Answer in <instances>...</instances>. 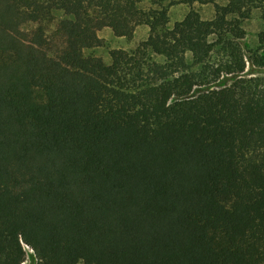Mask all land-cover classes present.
<instances>
[{
  "label": "trees",
  "instance_id": "trees-1",
  "mask_svg": "<svg viewBox=\"0 0 264 264\" xmlns=\"http://www.w3.org/2000/svg\"><path fill=\"white\" fill-rule=\"evenodd\" d=\"M254 11L264 51V0H0V264H264Z\"/></svg>",
  "mask_w": 264,
  "mask_h": 264
},
{
  "label": "rangeland",
  "instance_id": "rangeland-1",
  "mask_svg": "<svg viewBox=\"0 0 264 264\" xmlns=\"http://www.w3.org/2000/svg\"><path fill=\"white\" fill-rule=\"evenodd\" d=\"M198 11L203 20H210L213 18L214 12L212 6H201L198 7ZM187 10L184 7L172 8L169 12L170 23L180 21L186 14ZM54 15L58 19H65L61 13L55 12ZM262 19L261 13L259 11H254L250 17L245 20L242 24V29L245 33L244 39H242L239 44L242 48V52L246 60V70L245 72H250L251 76H264V68H260L257 65L252 66L255 56L263 55L264 51H259L258 49V34L262 30ZM147 28H138L134 34L132 40L127 41L122 38H116L112 35L109 30L99 33V38L104 42L102 48L94 49L86 53L87 56H95L101 58L106 64L110 63L109 52L112 50H123L126 52H133L139 44H141L147 37ZM146 60L150 62H161V59L149 53ZM252 60V61H251ZM228 83V82H227ZM216 88H219V84H216ZM214 86V87H215ZM204 90L203 88H195L194 94L199 91ZM35 259L32 255L28 254L26 260L23 264H35Z\"/></svg>",
  "mask_w": 264,
  "mask_h": 264
},
{
  "label": "built area",
  "instance_id": "built-area-1",
  "mask_svg": "<svg viewBox=\"0 0 264 264\" xmlns=\"http://www.w3.org/2000/svg\"><path fill=\"white\" fill-rule=\"evenodd\" d=\"M24 250L26 251L27 256H28V254H30V255H32L33 258H34V254H33L32 250H30L28 247H24ZM34 259H35V258H34Z\"/></svg>",
  "mask_w": 264,
  "mask_h": 264
}]
</instances>
